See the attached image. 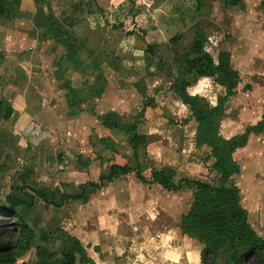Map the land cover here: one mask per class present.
<instances>
[{
  "label": "crops",
  "instance_id": "crops-1",
  "mask_svg": "<svg viewBox=\"0 0 264 264\" xmlns=\"http://www.w3.org/2000/svg\"><path fill=\"white\" fill-rule=\"evenodd\" d=\"M205 1L220 12L212 14L213 25L200 23L209 41L205 49L214 60L218 50L228 51L238 72L234 91L224 97L215 118L217 132L227 138L264 114V0ZM200 2L10 0L7 15L0 14V165L21 167L17 173L21 180L12 188L29 187V193L54 209L71 199L89 207L90 200L98 198L94 212L106 213L107 205L110 212L118 205L119 195L125 201L158 200L150 191L129 189L130 185H157L165 189L159 194L165 195L167 206L158 207L156 201L138 204L175 215L171 222L153 228L133 221L118 225L115 217L109 223L81 215L66 219L59 228L69 242L61 244L60 255L74 237L94 264H202V243L180 226L195 187L188 207L181 211L182 199L172 190L191 183L167 189L149 178L152 169L175 170L186 160L197 161L199 147H207L209 154L210 147L195 143L196 121L169 87L175 68L169 80L163 79L162 70L149 74L150 53L144 50L145 43H160L176 33L184 38L183 31L200 21ZM127 20L143 29L141 37L111 26ZM193 32L194 28L190 39ZM189 79L186 90L202 105H215L225 93L213 76ZM132 132L143 138L135 148L129 140ZM231 157L238 164L233 175L238 201L253 230L264 237V129L249 131ZM144 158L157 166L150 168L148 176L141 170ZM110 164L132 169L106 179ZM44 167L47 175L34 170ZM134 168L145 180L135 175ZM124 179L122 190L104 192L103 188ZM15 191L22 200L15 212L24 218L30 207L26 196ZM78 193L80 197L73 196ZM24 220L31 228L35 225ZM37 236L42 243L49 236L58 239L48 225Z\"/></svg>",
  "mask_w": 264,
  "mask_h": 264
},
{
  "label": "trees",
  "instance_id": "trees-1",
  "mask_svg": "<svg viewBox=\"0 0 264 264\" xmlns=\"http://www.w3.org/2000/svg\"><path fill=\"white\" fill-rule=\"evenodd\" d=\"M9 1L0 0L1 15H7ZM119 27L125 33H134L139 37L143 35V29L133 20L120 22ZM180 36V33L173 34L168 41L175 42ZM206 40L201 25L194 23V32L190 41L181 51L174 50L173 59L176 66L169 87L187 105L196 121L195 143H204L210 147V154L214 158L212 167L217 177L213 182L186 177H179L174 181V170L163 166L150 171L149 181H155L167 189L179 188L182 182L193 183L195 189L192 201L181 216L180 226L202 243L199 253L202 264H214L219 250H223L226 254L223 264H244L245 259L251 254L256 256L257 264H264V237L253 230L247 221L245 209L238 201V187L233 177L238 171V164L231 157L233 148L245 142L249 131L264 129V114L254 125L246 126L242 132L227 138L217 132L216 115L221 111L224 97L233 93L238 72L231 66L228 51L218 50L214 60L205 49ZM153 47V43H145L144 50L152 52ZM197 75L213 76V79L224 87L225 93L215 105H202L196 95L187 92L189 77ZM137 89L141 91L140 87ZM7 113L8 108L5 115ZM132 127L128 126L129 129ZM129 140L133 148L143 142L142 136L135 132H132ZM130 169L132 168L126 165L110 164L105 178L111 179ZM134 170L139 179L145 180L138 168ZM89 184L98 183L89 182ZM17 187L19 186H15ZM73 196L80 197L81 194ZM20 202L22 200L12 192H7L3 201L0 200V213L14 215L15 207ZM17 219L16 234L5 242L8 250H1L0 247V264H33L25 260L16 261V258L29 248L33 237V229L20 216ZM75 254L78 255V262L81 264H94L74 237H71V245L61 251L59 262L51 259L52 251L35 247V255L43 264H74Z\"/></svg>",
  "mask_w": 264,
  "mask_h": 264
},
{
  "label": "rangeland",
  "instance_id": "rangeland-1",
  "mask_svg": "<svg viewBox=\"0 0 264 264\" xmlns=\"http://www.w3.org/2000/svg\"><path fill=\"white\" fill-rule=\"evenodd\" d=\"M216 8L217 7L215 6L213 7L211 3L209 4V6H207V2L205 0H201L200 6L197 9V12H198L197 17L198 19H200V21L199 20L194 21L191 25H189L183 31L184 38H179L175 42H169L168 39H166L165 41L160 42V43H156V44L153 43L154 44L153 51L148 52L150 53V55H148L149 60H150L149 62L150 64H152V67L148 73L149 74L152 72L156 73L157 71L162 70L163 79L169 80L172 75L171 70L174 69L176 66L174 59H173L174 50L181 51L182 49H184V47L186 46V44L188 43L191 37L192 29L194 28V23H197V24L201 23L203 27L205 26L208 27L209 25H213L212 23L213 17L211 18L212 14L220 15V12L215 11ZM234 13L235 12H233L232 15ZM119 23L120 21L117 23H112L111 26L119 28L120 30H123L122 28L119 27ZM123 32L125 31L123 30ZM207 43H209L208 40H207ZM169 103L170 105H173L172 101H169ZM164 115L169 116L167 112H164ZM171 121H173V119H171ZM196 154L198 158L197 161H193L189 163V160H186L183 164L180 163L176 165V168L174 170L176 175L174 176L173 180H176L177 177H186L188 179L196 178V179H200V180L207 181V182H213L216 179L217 174L212 167L213 158L210 157L209 149L207 147H204V148L199 147ZM148 161L149 160L145 158L140 161V163L142 164L141 170L147 176H148L147 172L150 170V168L157 167L151 164V162L148 163ZM20 170H21V167L19 168L14 167V166L3 167L0 165V200L3 201L4 195L8 191H11L12 193L13 191H15L12 187H14L13 185L15 183H19L21 180L20 175L19 174L17 175V173ZM34 170H39L40 172L42 171V173H45L46 175L48 174V168L46 167L37 168ZM125 183H127V180L124 179V180H121L120 182H117L116 185L114 184L113 186H107L106 188H103V190L107 194L111 192L112 189L122 190L120 188L124 187L123 185H125ZM183 183L184 182H182V184ZM190 183L191 184L189 185L186 184V186L185 184H183V186L177 190H172L174 192H179V196L182 199V204L180 207L181 211L186 210V208L189 205L190 199H191V192H192V188H194L193 187L194 185L192 182ZM129 189L131 191L133 190V191H139V192L140 191H150L151 194L156 195V196L158 195L157 196L158 200L149 198V200L134 199V200L125 201V196L119 195L118 205L117 206L114 205L111 212L109 211L110 206L107 205L106 213H95L94 206H96L97 202L100 201L98 198H96L93 202L92 200H90L91 206L89 207H85V205L80 199H77V200L71 199L68 202H66L62 208L54 209L52 208V206L46 205V203H42L41 199H39L35 193H29L31 191L29 187L28 188L26 187L25 191L16 190L15 192L18 193L19 195L23 197L26 196L25 203L27 206L30 207L28 209V213L25 214L26 217L24 218H26L28 223L35 224L32 227L35 235H34V238H32L33 240L30 242L29 248L25 250L21 256L17 257L16 261L25 260V261L33 262V264H43L42 260L35 255V247H39L42 249L44 248L45 250L52 251L51 259L55 262H59L61 258L60 246L62 243H66L68 241L64 233L61 232V229L59 228V226L62 227V223L65 225L66 219H70V218L73 219L74 217L79 216V215L84 216L90 219L91 221H97L98 219H100V220L107 221V223H109V221L112 222L111 220L112 217L113 218L115 217L116 224L118 225H126V224L128 225L129 223L133 221L134 225L141 226V227L144 226L143 228H148V227L153 228L156 225L161 226L164 221L171 222L173 217H175V215H173L171 211L168 212V211H163L162 209L146 208L144 204H138L140 202L144 203V202L150 201V205H153V203L156 201L158 202L156 204L158 207L163 206V205L167 206L166 205L167 203H163L165 195L159 194L160 192H165V189L160 188L157 185L150 186V185H144V184L141 186L138 185V187H134L130 185ZM93 196H97V195L94 194ZM27 202H29V204H27ZM106 202L109 204V199H107ZM176 215H177V212H176ZM18 216L21 217V215H19L16 212L14 215H7V214L0 213V247H1V250H6L8 248V246L5 245V242L9 240L13 235L16 234ZM21 218L22 220H24L23 217ZM47 225L52 229V232L56 234V237L58 239L53 238V236H49V238H46L47 240H45L44 243H42L43 241L37 235L39 233V230L44 229ZM225 256H226L225 252L223 250H219L216 255L214 264H223L225 260ZM74 264H81L80 262H78L77 254H75ZM82 264H87V263H82ZM244 264H257L256 256L254 254L249 255L245 259Z\"/></svg>",
  "mask_w": 264,
  "mask_h": 264
},
{
  "label": "clouds",
  "instance_id": "clouds-1",
  "mask_svg": "<svg viewBox=\"0 0 264 264\" xmlns=\"http://www.w3.org/2000/svg\"><path fill=\"white\" fill-rule=\"evenodd\" d=\"M197 264H198V261H197Z\"/></svg>",
  "mask_w": 264,
  "mask_h": 264
}]
</instances>
